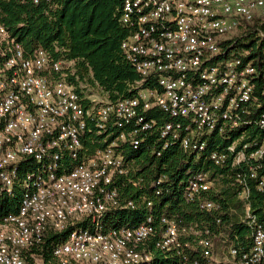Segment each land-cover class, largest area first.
Here are the masks:
<instances>
[{
  "label": "built area",
  "instance_id": "obj_1",
  "mask_svg": "<svg viewBox=\"0 0 264 264\" xmlns=\"http://www.w3.org/2000/svg\"><path fill=\"white\" fill-rule=\"evenodd\" d=\"M261 20L264 0H124L120 22L130 34L122 51L142 77L139 86L151 79L159 89H142L137 97L98 106L68 81L62 61L43 49L26 56L0 23V188L9 196L17 182L24 189L18 211L0 217V264H43L32 249L49 230L71 227L67 240L53 251L58 264H152L155 256L147 245L158 234L156 249L176 253L181 264H264V220L251 213L249 201L250 183L264 197V140L238 150L242 137L228 152L211 155L219 166L232 155L233 167H247L250 183L238 175L244 186L240 198L246 201L243 222L252 228L247 251L230 247L219 254L210 238H201L199 251L190 256L194 248L185 238L187 230L166 216H149L132 228L103 226L105 214L120 207L114 179L128 173L119 144L130 141L138 148L140 135L157 124L146 121V112L157 107L185 121L164 124L160 135L167 140L165 147L168 139L178 140L194 153L205 149L199 136L242 125L241 115L255 102L258 71L243 58L220 59L222 43ZM111 119L118 128L132 123L135 128L88 154L83 136L89 124L105 129ZM259 125L264 128V106ZM211 187L208 174H196L187 201ZM201 204L208 211L216 207L209 200Z\"/></svg>",
  "mask_w": 264,
  "mask_h": 264
},
{
  "label": "trees",
  "instance_id": "obj_2",
  "mask_svg": "<svg viewBox=\"0 0 264 264\" xmlns=\"http://www.w3.org/2000/svg\"><path fill=\"white\" fill-rule=\"evenodd\" d=\"M123 1L51 0L37 4L34 0H0V23L22 46L26 56L43 49L53 60L62 61L68 81L81 95L85 96L89 90L88 95L98 93L110 102H117L137 97L142 89H159L156 80L151 79L139 86L142 77L122 51V43L130 34L120 22ZM222 49L224 54L220 59L243 58L246 62L252 61L258 71L253 80L255 102L248 105V114L241 115L242 125L222 134L215 131L199 136V142L204 143L205 149L194 153L184 150L178 140L168 139L165 147L167 140L160 135L164 124H185V121L175 120L157 107L146 112V121L155 120L157 124L140 135V146L134 148L130 141L118 146L128 173L114 179L113 188L118 191L120 207L105 214V229L132 228L145 222L149 216H166L187 230L185 238L194 248L188 252L190 256L199 251L197 243L201 238H210L219 254L230 247L242 251L250 248L252 228L243 222L246 201L240 198L244 186L238 181V175L242 174V178L250 183L247 167L245 164L233 167L232 155L219 166L211 155L228 152V148L242 137L238 150L245 143L264 140V128L259 125L264 106V20L239 30L232 39L222 43ZM134 128V123L118 128L113 119L105 129L91 122L83 136L85 150L92 154L111 144L122 132L128 134ZM261 163L264 174V159ZM24 167V163L19 165L20 169ZM198 173L208 174L211 190L200 198L187 201L189 182ZM250 185L251 213L261 222L264 220V197L254 184ZM23 190L19 182L11 196L0 188V217L18 211ZM204 200L212 201L216 207L212 211L203 209L201 203ZM129 202L134 208H125ZM87 224L82 226L87 227ZM73 229L60 233L49 230L43 243L31 253L43 264H58L53 251L67 240ZM159 238L158 234L147 245L155 256L152 264H181V257L176 253L165 254L156 249L155 243Z\"/></svg>",
  "mask_w": 264,
  "mask_h": 264
},
{
  "label": "rangeland",
  "instance_id": "obj_3",
  "mask_svg": "<svg viewBox=\"0 0 264 264\" xmlns=\"http://www.w3.org/2000/svg\"><path fill=\"white\" fill-rule=\"evenodd\" d=\"M239 32H236L234 35H232V36H230V38H232V37H234L235 35H237ZM70 65V64H69ZM82 88H84L83 86H82ZM86 95L84 96L85 98H89L90 100H92V101H94L95 102V105H102V104H104V103H106V102H108V99H107V97L106 96H103V95H101V94H96V93H94V94H91V95H88V94H90V91L89 90H86Z\"/></svg>",
  "mask_w": 264,
  "mask_h": 264
}]
</instances>
